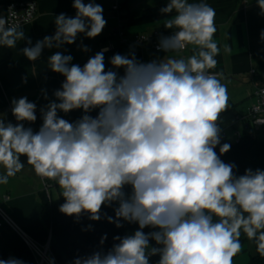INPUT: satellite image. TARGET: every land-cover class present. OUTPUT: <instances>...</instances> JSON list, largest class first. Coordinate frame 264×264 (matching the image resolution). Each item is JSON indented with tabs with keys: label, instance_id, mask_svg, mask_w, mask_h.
<instances>
[{
	"label": "clouds",
	"instance_id": "1",
	"mask_svg": "<svg viewBox=\"0 0 264 264\" xmlns=\"http://www.w3.org/2000/svg\"><path fill=\"white\" fill-rule=\"evenodd\" d=\"M256 3L264 15V0ZM72 6L75 16H55L54 35L34 45L19 24L0 17V45L13 48L25 41L22 53L35 62L46 48L72 45L79 34L95 38L102 33L107 21L100 4L73 0ZM159 11L175 12L164 24L175 31L160 37L158 50L181 53L192 46V54L143 63L134 52L117 53L107 70V48L83 66L72 63L70 54H51L49 68L64 80L55 99L40 108L39 130L24 125L37 120V105L27 97L11 101L16 124L0 118V167L5 170L0 185L24 168V156L38 176L62 190L61 213L98 221L102 207L116 203L108 222L117 228L125 222L138 225L133 233L114 236L108 251L77 257L72 264H150L152 256L159 257L156 264H233L242 250V233L264 258V170L236 175L235 164L215 151L221 132L217 122L229 107L223 73L209 71L220 53L214 40L216 11L202 0H168ZM260 38L264 41V31ZM82 50L89 51L87 46ZM74 110L83 113L74 122L58 115ZM230 147L221 145L220 154ZM145 228L153 230L145 233ZM106 239L105 234L100 244ZM0 264L25 262L9 257Z\"/></svg>",
	"mask_w": 264,
	"mask_h": 264
},
{
	"label": "crops",
	"instance_id": "2",
	"mask_svg": "<svg viewBox=\"0 0 264 264\" xmlns=\"http://www.w3.org/2000/svg\"><path fill=\"white\" fill-rule=\"evenodd\" d=\"M19 0H0L6 4ZM37 3L35 20L21 28L33 45L45 36L55 33V16L60 13L74 17L76 10L73 0H33ZM84 3L90 0H83ZM103 7V17L107 21L102 33L95 38H87L83 34L77 36L72 45H64L60 49H44L39 60L29 61L22 53L23 47L28 46L25 41L18 40L16 46L7 48L0 45V118L5 122L16 124L12 115L11 101L27 97L34 102L37 109L54 100V91L61 88L64 77L51 71L48 57L56 51L65 55H72V63L83 66L87 60L97 52L112 43L114 50L104 52L106 70L112 68L110 59L114 54L129 55L134 52L139 62L148 63L160 58L190 56L192 46L181 53L156 52L152 47L145 45H122L116 30L121 26L128 37L136 34L163 33L171 35L175 29H166L164 24L172 14H163L159 10L165 7L168 0H91ZM198 3L201 0H189ZM216 11L215 24L217 32L215 42L220 47V53L215 57L217 65L209 70L212 73H223L222 83L230 91L229 107L220 114L218 125L224 131L228 140H235L242 134L248 123L238 118L246 116L254 102V92L264 87V41L260 33L264 31V15L260 14L256 0H202ZM118 5V9L114 7ZM231 47L230 53L224 51V45ZM87 46L89 51H83ZM123 75V69L118 70ZM27 78V82H24ZM47 94L48 99L44 98ZM97 111L92 112L91 114ZM232 112L233 116H229ZM82 110H74L68 114L59 112L58 115L74 122L76 116H82ZM233 130V131H232ZM228 131H232L231 135ZM24 168L9 178L7 185H0V209L11 219L14 228L0 222V259L15 257V250L24 241L21 235L34 241L29 232L35 223L42 217L44 209V193L40 176L33 167L27 164V158L22 156ZM5 170L0 167V174ZM62 190L57 187L55 200L60 197ZM54 198V197H53ZM242 250L233 258V264H254L253 259L259 254L254 242L249 241L242 233ZM16 258V257H15Z\"/></svg>",
	"mask_w": 264,
	"mask_h": 264
},
{
	"label": "trees",
	"instance_id": "3",
	"mask_svg": "<svg viewBox=\"0 0 264 264\" xmlns=\"http://www.w3.org/2000/svg\"><path fill=\"white\" fill-rule=\"evenodd\" d=\"M37 120L34 123L24 122L25 127H31L34 132L42 125L40 109L36 110ZM96 116L97 112L91 114ZM81 116H76L75 120ZM224 143L231 145L227 153L220 154L219 148ZM215 151L225 163L235 164L236 175H243L246 169L264 170V138L252 137L250 126H245L239 140H228L227 137H220V144ZM125 192L130 193V186L125 187ZM44 209L42 217L35 223L30 236L40 246H46L50 242L51 255L58 264H72L75 258L91 255L95 251H108L116 241L114 236H121L133 233L137 230V224L124 223L123 227L117 228L114 223H109L107 216H115L114 209L118 204L103 206L101 219L92 221L87 214L82 215L79 220L75 216H67L59 211L60 205L64 203L61 196L58 200H52L44 194ZM89 226H91L89 228ZM153 229L145 228V233ZM107 236L104 244H100L103 236ZM151 246H157L150 241ZM15 257L21 259L25 264H38L35 256L28 245L23 241L15 250ZM158 256L150 257V264H156ZM254 264H264V258L260 255L253 259Z\"/></svg>",
	"mask_w": 264,
	"mask_h": 264
},
{
	"label": "built area",
	"instance_id": "4",
	"mask_svg": "<svg viewBox=\"0 0 264 264\" xmlns=\"http://www.w3.org/2000/svg\"><path fill=\"white\" fill-rule=\"evenodd\" d=\"M240 1V0H235ZM114 9H118V5L114 7ZM37 15V3L33 0H19L12 1L6 4L0 5V17H6L9 21V25L11 24H19L21 28L31 24ZM115 36L119 38L120 43L122 45H140L145 46L148 45L152 47L156 52H162L158 50V43L161 36H169L164 35L163 33H154V34H136L133 37H128L124 32L123 28L119 26L116 30ZM114 45L110 43L108 47V51L114 50ZM105 49V48H104ZM103 50V49H102ZM262 90L264 87L257 88L253 94L254 102L249 113L244 116L238 118L240 121L248 123L250 126L251 136L262 137L264 138V124L256 123L257 120H264V94H262ZM220 137H226L224 131L220 132ZM241 134L236 136L235 140H239ZM41 183L43 187V193L48 197V199H53V193L56 191L58 185L55 181L48 180L45 178H41ZM0 222L6 223L10 227L14 228V224L11 219L0 209ZM24 242L28 245L31 252L35 256L38 264H49L50 259L54 260L51 255L50 250V242L46 246H40L35 241L28 239L26 236H22ZM54 264H58L54 260Z\"/></svg>",
	"mask_w": 264,
	"mask_h": 264
},
{
	"label": "rangeland",
	"instance_id": "5",
	"mask_svg": "<svg viewBox=\"0 0 264 264\" xmlns=\"http://www.w3.org/2000/svg\"><path fill=\"white\" fill-rule=\"evenodd\" d=\"M229 93H230V91H228V94H229ZM229 116H233V115H232V112H231V114H230ZM217 123H218V125H220V126H221V124H223L221 121H218ZM232 131H233V130H232ZM232 131H228L230 135H231V132H232ZM260 136L262 137V134H260ZM53 197H54V199H55V192L53 193Z\"/></svg>",
	"mask_w": 264,
	"mask_h": 264
},
{
	"label": "water",
	"instance_id": "6",
	"mask_svg": "<svg viewBox=\"0 0 264 264\" xmlns=\"http://www.w3.org/2000/svg\"><path fill=\"white\" fill-rule=\"evenodd\" d=\"M48 246H49V242H48Z\"/></svg>",
	"mask_w": 264,
	"mask_h": 264
}]
</instances>
